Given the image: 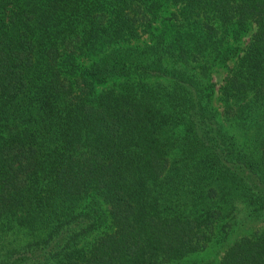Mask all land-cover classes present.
Segmentation results:
<instances>
[{
    "label": "trees",
    "instance_id": "16d2710c",
    "mask_svg": "<svg viewBox=\"0 0 264 264\" xmlns=\"http://www.w3.org/2000/svg\"><path fill=\"white\" fill-rule=\"evenodd\" d=\"M0 264H264V0H0Z\"/></svg>",
    "mask_w": 264,
    "mask_h": 264
},
{
    "label": "rangeland",
    "instance_id": "374dc122",
    "mask_svg": "<svg viewBox=\"0 0 264 264\" xmlns=\"http://www.w3.org/2000/svg\"><path fill=\"white\" fill-rule=\"evenodd\" d=\"M221 80V79H220Z\"/></svg>",
    "mask_w": 264,
    "mask_h": 264
}]
</instances>
